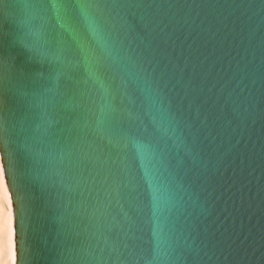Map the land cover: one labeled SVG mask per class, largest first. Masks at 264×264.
I'll return each mask as SVG.
<instances>
[{"label": "water", "instance_id": "water-1", "mask_svg": "<svg viewBox=\"0 0 264 264\" xmlns=\"http://www.w3.org/2000/svg\"><path fill=\"white\" fill-rule=\"evenodd\" d=\"M16 264H264V0H0Z\"/></svg>", "mask_w": 264, "mask_h": 264}, {"label": "bare ground", "instance_id": "bare-ground-1", "mask_svg": "<svg viewBox=\"0 0 264 264\" xmlns=\"http://www.w3.org/2000/svg\"><path fill=\"white\" fill-rule=\"evenodd\" d=\"M0 248L4 251L7 264H16L14 212L0 156Z\"/></svg>", "mask_w": 264, "mask_h": 264}, {"label": "rangeland", "instance_id": "rangeland-1", "mask_svg": "<svg viewBox=\"0 0 264 264\" xmlns=\"http://www.w3.org/2000/svg\"><path fill=\"white\" fill-rule=\"evenodd\" d=\"M2 211V204H0V212ZM0 264H7L4 251L0 248Z\"/></svg>", "mask_w": 264, "mask_h": 264}]
</instances>
